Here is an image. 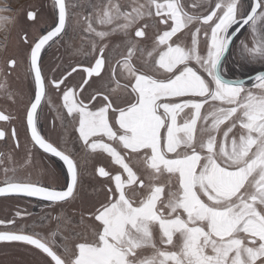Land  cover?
Segmentation results:
<instances>
[{
  "label": "snow or ice",
  "instance_id": "snow-or-ice-1",
  "mask_svg": "<svg viewBox=\"0 0 264 264\" xmlns=\"http://www.w3.org/2000/svg\"><path fill=\"white\" fill-rule=\"evenodd\" d=\"M83 7L53 0L52 24L20 35L34 92L22 117L0 110V122L21 119L32 146L63 161L68 182L56 190L18 180L11 157L0 154V196L75 199L78 162L38 130V109L53 87L65 110L57 118L74 122L82 147L110 161L111 170L96 169L104 198L89 213L88 230L71 240L7 230L0 241L33 246L47 264H264V70L250 68L264 65V0H193L190 7L186 0H95L86 13L70 11ZM26 17L32 25L41 20L36 7ZM70 20L85 34L88 48L78 50L85 59L48 79L42 51ZM0 21L5 30L13 18ZM241 30L249 38L240 40ZM114 35L122 40L115 56L106 55L104 41ZM233 46L241 70L255 73L247 81L229 78ZM18 66L0 46V92L12 103L7 77ZM78 71L85 75L69 84ZM8 138L20 149L16 127L0 129V140Z\"/></svg>",
  "mask_w": 264,
  "mask_h": 264
},
{
  "label": "rangeland",
  "instance_id": "rangeland-1",
  "mask_svg": "<svg viewBox=\"0 0 264 264\" xmlns=\"http://www.w3.org/2000/svg\"><path fill=\"white\" fill-rule=\"evenodd\" d=\"M69 3H79L84 5L83 8L70 9L77 13H86L87 5L95 0H68ZM123 2V0H122ZM247 3L248 0H245ZM190 7L193 0H186ZM0 7H9L11 11L0 13V16H8L13 18V22L7 23L5 30H0V46L5 43L8 48V55H15L19 61V66L15 72H12L7 77L8 90L15 94V103H12L2 92H0V110L7 109L17 117L23 116L25 105L33 94V79L27 71V63L24 59L25 47L21 43L19 37L24 31H28L30 36L38 35L40 32L46 30L53 21V0H0ZM32 7L39 9L41 20L37 25H32L27 20L26 13ZM3 22L0 21V24ZM151 34V33H149ZM85 35L81 32L80 27L70 20L67 32L59 40L58 43H53L51 47H46L42 55L43 73L47 78H58L69 64H75L77 61H83L84 56L78 54V50H87L88 44L82 40ZM249 38L246 30H241L239 39L243 40ZM122 37L114 35L109 40L104 41L109 45V53L114 56L116 53L112 52L113 46L120 44ZM239 45V40L236 41ZM228 57L225 61V67L230 69L229 78H247L249 75L255 73L250 71L251 67L258 70H264V65L255 64L250 68L241 70L240 57L237 46H233L232 50L227 53ZM242 71L243 74L242 75ZM78 74V73H77ZM79 78L78 75L73 77L71 84H76ZM50 88V87H49ZM49 88L46 93V98L42 109L49 117L52 116L55 126L46 128V136L61 148L71 152L79 165V183L75 192V199H70L66 204L57 205L52 211H45L37 216H31L28 221L16 225L15 229H21L28 233H39L42 236H49L50 233L59 232L57 240L60 236H68L69 239L73 237L74 233H84L88 230L91 223L89 213L99 200L104 198L103 188L105 179L97 177L95 170L97 167L104 166L110 169V161L106 158V154L97 155L88 152L82 147L78 139V132L75 130L76 125L69 119L63 122L58 119V112H62V106L58 104L51 96ZM50 99V100H49ZM49 111V113L47 112ZM11 125H15L18 132L21 134L23 128L21 119L14 120ZM21 150L13 151L11 145L4 143L0 145V150L7 151V156L11 157L8 167H15V178L18 180H31L32 182H48L51 185L59 184L57 176L55 181L51 175H48L46 170L42 171L35 163V155L31 152L30 161L28 157L29 148L28 143L21 139ZM12 173H9L11 176ZM4 179V173H3ZM2 203V202H0ZM4 206H0V215H6L7 210H4L11 205L9 202H3ZM13 229V228H12ZM0 264H47V261L40 255L30 250L28 247H21L18 245H8L0 247Z\"/></svg>",
  "mask_w": 264,
  "mask_h": 264
},
{
  "label": "flooded vegetation",
  "instance_id": "flooded-vegetation-1",
  "mask_svg": "<svg viewBox=\"0 0 264 264\" xmlns=\"http://www.w3.org/2000/svg\"><path fill=\"white\" fill-rule=\"evenodd\" d=\"M46 47H45V49H46ZM45 49L42 51L41 55H43ZM227 57L228 56H226V59H227ZM77 73H74L73 76L71 78H69V80H68L69 84H71L73 77H75L76 75H78V77H79V78H76V80H78V82L81 80V77L85 75L82 71H78ZM32 79H33V77H32ZM48 79H51V78H48ZM33 85H34V81H33ZM61 87L63 88V86H61ZM49 91L51 92L50 98L52 97L58 103L56 105L62 106V92L60 90L53 88V87H50ZM33 92H34V89H33ZM45 98H46V96H45ZM45 98L42 100V104H41L40 109H38V113H39L38 130L40 131L41 135H43L47 140L54 143L52 140H50L46 136V133H45L46 128L44 126V122L47 123L46 125L49 128L53 129V127L55 126V122L53 120V117L52 116L49 117L47 114H45L46 112L42 109L44 102H45ZM63 111H65V110H63ZM47 112L49 113V111H47ZM21 123H22V128H23L21 134L17 130L19 140H20V144H21V139L23 142L24 141L27 142L28 143L27 147L29 148V151L33 152V154L35 155V158H36L35 163L40 168H42V171L46 170L48 175H51L53 177L54 181H55L56 176L58 178L57 180H59V184H57V185H51L48 182H36V183H39V184L44 185V186L53 187L56 190H63L65 185L68 182L66 165H64L63 161L59 160V158L52 156L50 153H45L42 149H39L38 146L33 147L31 142H30V133H28L26 131L25 125L22 121H21ZM11 126L15 127V125H9V124H6L5 122H0V129L10 128ZM4 143L5 144L9 143L11 145V148L13 151H20L21 147H22V144H21L20 149H16L14 146V142L10 138H8L7 140H0V145L4 144ZM55 145H57V144H55ZM57 146L60 147L59 145H57ZM61 149H63V148H61ZM0 154H4V156L7 157V151L6 150L4 151V149L0 150ZM8 164H10V163L8 162ZM95 174L97 177H99L96 173V170H95ZM2 176H3V171L0 170V181H3ZM102 179H104V178H102ZM0 202H2V203L3 202H9L11 204L8 207H4V208H6L4 210H7L8 216L0 215V220H4V221L14 220L15 221L14 225H8V226L0 225V231H7V230L21 231V229H15L14 227L16 225H20L21 223H24L25 221H28L31 218V216H37L41 213H44L45 211H48V212L52 211L56 208L57 205L68 203V202H55L54 203L51 201L43 200V199L38 198V197H27V196L16 195V194L15 195H9V196H0ZM2 203H0V206H4ZM17 211H19L21 213V216H16ZM22 231H24V230H22ZM25 233H28V232H25ZM8 245H18L21 247L25 246V247H28L30 250L34 251L35 253H37L38 255H40L46 261L48 259H50V258H47L41 252H39V250H36L33 246L26 245L22 242L0 241V247L8 246Z\"/></svg>",
  "mask_w": 264,
  "mask_h": 264
},
{
  "label": "water",
  "instance_id": "water-1",
  "mask_svg": "<svg viewBox=\"0 0 264 264\" xmlns=\"http://www.w3.org/2000/svg\"><path fill=\"white\" fill-rule=\"evenodd\" d=\"M253 75H254V74H253ZM248 79H249V77H247V78H244V80H246V81H247ZM12 195H15V194H12Z\"/></svg>",
  "mask_w": 264,
  "mask_h": 264
}]
</instances>
